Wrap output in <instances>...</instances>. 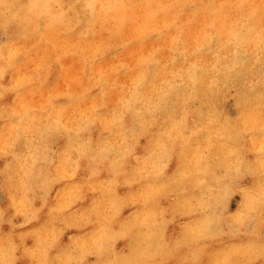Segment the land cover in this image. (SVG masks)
I'll list each match as a JSON object with an SVG mask.
<instances>
[{"label": "clouds", "instance_id": "clouds-1", "mask_svg": "<svg viewBox=\"0 0 264 264\" xmlns=\"http://www.w3.org/2000/svg\"><path fill=\"white\" fill-rule=\"evenodd\" d=\"M0 264H264V0H0Z\"/></svg>", "mask_w": 264, "mask_h": 264}]
</instances>
